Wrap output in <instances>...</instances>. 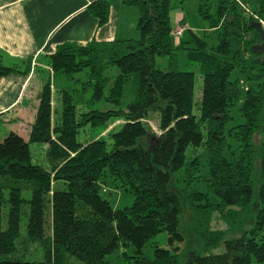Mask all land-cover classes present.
Here are the masks:
<instances>
[{
	"label": "trees",
	"instance_id": "16d2710c",
	"mask_svg": "<svg viewBox=\"0 0 264 264\" xmlns=\"http://www.w3.org/2000/svg\"><path fill=\"white\" fill-rule=\"evenodd\" d=\"M169 1L123 0L138 11L136 40L67 42L44 57L47 71L40 70L45 77L27 140L9 132L0 142V264H72L73 259L109 264L105 257L120 247L132 249L122 253L126 264H264V61L251 49L261 42L253 26L264 31V0L199 5L217 45L209 47L207 34L190 30L192 46L178 44L185 60L199 66L197 115L194 74L177 69ZM87 11L102 27L110 6L93 0ZM232 38L242 42L241 51L231 50ZM157 57L167 58L164 70L156 68ZM31 62L0 51V79L27 76ZM110 68L116 76H106ZM81 72L86 77L81 90L60 91L55 121L51 79L62 75L66 84ZM89 88L91 98L82 103L79 95ZM126 92L132 97L125 109L79 112V106L101 100L120 107ZM237 105L243 122L229 127L230 109ZM151 114L158 116L159 133L153 136L145 124ZM115 121L121 123L108 132L110 144L102 137L85 144L76 139L83 127ZM30 144L45 145L47 169L32 163ZM108 178L115 189L133 196L129 207L114 210L101 197ZM185 209L199 248L183 263L177 245L183 241ZM215 216L224 230L211 228ZM160 233L169 249L152 243ZM33 244L41 247L43 260L22 261L17 254L22 257ZM221 246L222 253H211Z\"/></svg>",
	"mask_w": 264,
	"mask_h": 264
},
{
	"label": "crops",
	"instance_id": "0c3cea01",
	"mask_svg": "<svg viewBox=\"0 0 264 264\" xmlns=\"http://www.w3.org/2000/svg\"><path fill=\"white\" fill-rule=\"evenodd\" d=\"M92 1L0 0V51L10 58H32L27 76L11 74L0 79V118L13 116L14 124H22L27 129V137H22L25 141L45 77L40 70L47 71L45 56L67 42L85 45L93 40L110 42L138 36L135 7L124 5L123 0H107L108 21L98 27L97 20L87 11ZM36 79L37 88L32 87Z\"/></svg>",
	"mask_w": 264,
	"mask_h": 264
},
{
	"label": "rangeland",
	"instance_id": "374dc122",
	"mask_svg": "<svg viewBox=\"0 0 264 264\" xmlns=\"http://www.w3.org/2000/svg\"><path fill=\"white\" fill-rule=\"evenodd\" d=\"M204 4L205 8H208V2L206 0H170L169 1V18H170V25L172 28V43L173 46L176 48L177 53V69L179 71H187L192 72L194 74V96H193V114L199 113V101L201 97V74L199 72V66L195 63H188L185 60V50L179 47V43H183V47H191L192 45L188 43L190 40V34L188 30L194 32L199 37H204L205 34L208 35L206 38V42L209 47H214L218 43L217 35L215 31H211L209 29V21L202 18L199 14V5ZM136 9V8H135ZM137 24V22H136ZM136 28V27H135ZM180 31V35L176 33ZM138 38V36H137ZM136 38V39H137ZM135 39V40H136ZM231 50L238 51L242 50V42L236 38L231 39ZM167 58H160L157 57L155 60L156 68L164 70L166 66ZM106 76L114 77L117 75V70L115 68H110L105 72ZM75 81L68 80L65 84V78L62 75L55 76L51 79V83L53 86L52 91V103H53V116L55 121L58 119L60 114V91L62 88L67 87L68 90H72L74 88L81 90L83 87V83L86 82L85 73L81 72L78 74L73 75ZM236 77V71L231 74V79ZM36 79L32 83V87L39 86L37 85ZM78 80V82H76ZM64 81V82H63ZM108 86L104 89V95L107 94ZM92 91L89 88L85 93H80L81 96L80 100L82 103L86 102L91 98ZM28 95V94H27ZM131 94L126 92L123 102L120 107H115L104 100L99 102H95L91 105L79 106V112H87L92 110L97 111H107V110H116V109H125V106L131 100ZM239 105V104H238ZM238 105L230 109V116L232 120L229 124L230 126H235L242 124L243 120L239 116L238 112ZM13 116H7L6 118H0V142L6 137L9 132H15L21 137H27V129H23L22 124H14V121H11ZM120 121H115L112 123L107 124L106 127L98 126V127H83L78 130L77 133V141L80 144L89 143L97 138H104L109 144L110 139L108 137V132H116L119 130ZM145 124L151 130V135H156L159 133L158 129V116L156 114H151L146 119ZM17 130V131H16ZM26 130V131H25ZM150 137V135H149ZM146 142V140H145ZM29 150L32 156V163L42 166L43 168L47 169L48 165L45 160V145L44 144H30ZM6 196V195H5ZM23 197L25 199L29 198V193H23ZM101 197L107 200L114 210H121L125 207H129L133 203V196L125 191L115 189L112 186L111 179H107V183L102 188ZM7 211V205L4 204L2 207V215L5 218V214ZM191 222V216L188 211L185 209L183 214L180 217V232L183 236L182 243L178 244L182 255H183V263L187 260L189 254L199 248L198 241L194 238L192 234L189 232V225ZM20 234L19 237H25V218L24 216L21 218L20 221ZM2 228H5V221H3ZM211 228L213 230H224L226 225L222 220L215 216ZM167 237L165 233H160L154 239H152V243H155L160 248L169 249V245L167 244ZM224 251L223 246L213 249L211 253L213 254H220ZM144 254L148 257L152 256V249L145 248L143 250ZM122 253H127L128 255L132 254V249L122 248L120 247L115 253L107 255L105 257V261L109 264H126L122 260ZM20 259L25 262H39L43 260V252L41 247L38 244H33L29 248L27 252H23L22 257L20 254ZM72 264H83L76 260H72Z\"/></svg>",
	"mask_w": 264,
	"mask_h": 264
},
{
	"label": "water",
	"instance_id": "95a60500",
	"mask_svg": "<svg viewBox=\"0 0 264 264\" xmlns=\"http://www.w3.org/2000/svg\"><path fill=\"white\" fill-rule=\"evenodd\" d=\"M253 29L260 35L261 42L259 44H256L252 46V51L256 52L257 54L261 55L263 61H264V31L261 28L260 24H255L253 26Z\"/></svg>",
	"mask_w": 264,
	"mask_h": 264
},
{
	"label": "built area",
	"instance_id": "2783aa9c",
	"mask_svg": "<svg viewBox=\"0 0 264 264\" xmlns=\"http://www.w3.org/2000/svg\"><path fill=\"white\" fill-rule=\"evenodd\" d=\"M262 25H263V27H264V24H262ZM176 34H177V35H180V31H178Z\"/></svg>",
	"mask_w": 264,
	"mask_h": 264
}]
</instances>
